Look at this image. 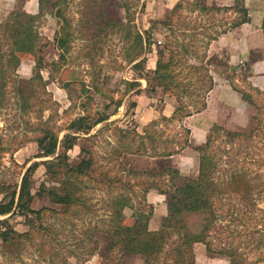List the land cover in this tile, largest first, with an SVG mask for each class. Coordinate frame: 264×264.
I'll return each instance as SVG.
<instances>
[{"label":"trees","instance_id":"16d2710c","mask_svg":"<svg viewBox=\"0 0 264 264\" xmlns=\"http://www.w3.org/2000/svg\"><path fill=\"white\" fill-rule=\"evenodd\" d=\"M65 1L38 0L37 19L55 13L64 20L66 28L70 24L69 19L61 7L57 6ZM186 1L178 0L168 18L160 22L170 34L178 30L174 20L179 17ZM195 4L201 11L208 12L214 9H209L202 0H193L188 7H193ZM225 9L233 10L238 14L230 26L239 27L250 21L244 0H237L234 5ZM185 31H189V28H185ZM262 31L264 36V18ZM149 32L147 30V35L144 36L138 31L131 38L132 46L150 49L154 42ZM220 32H216L210 38L215 39ZM70 33L63 28V32L57 34L56 42L61 49V60L66 59V54L70 51ZM43 39L39 27L32 31H21L0 22V105H4L8 85L13 80L16 103L23 111L30 107L35 85L44 84L41 71L46 68L47 62L42 55ZM163 44L157 43L159 58L155 68L140 74L138 79L126 80L124 94L130 92L140 94L144 90L155 92L157 88H162L164 93L176 97L178 106L173 114L170 117L161 115L151 120L142 131L138 126L134 128L118 126L116 121H107L118 112L123 98H115L104 91L103 87L93 85L95 92L100 93L104 98L102 109L86 110L84 115L78 116L58 129L51 126L44 127L42 135L36 139L38 153L35 157L45 159L28 166L21 183L14 188L11 189L9 184H1V192L5 193L0 199L1 255L7 258L20 257L28 246H39L37 247L39 256L44 260L64 258V252L58 245L59 226L65 221L73 224L74 227V221L88 220V215L92 213V204L89 202L92 191L103 189L100 187L102 184L111 191L114 185L121 183L122 190L112 196L109 202L111 210L109 209L108 217L99 223H89L78 244L79 247L86 248L88 254H94L97 249H102L101 254L105 258V264H110L112 261L114 263L116 259L117 264H124V258L130 254L140 256L144 264H202L198 262L195 253V245L198 243H203L209 253L226 257L229 264H264V207H258V203L264 201V172H262L264 157L260 160L252 159L258 161L257 168H252L241 158H233L230 152L227 158H224L223 154L215 151V134L221 131L226 138L236 139L242 136V133L218 124L212 126L204 145L195 146L192 143L191 130L184 124V119L205 109L207 102L203 99L187 104L183 99L185 96L194 95L195 91L207 92V89L212 88L213 78L208 76L209 85L206 88L191 86L190 82H184L176 71L175 48L168 39ZM185 49L189 51L191 48ZM166 52L169 54V59L164 61ZM132 53H135L134 49L131 55ZM22 54H30L35 60V75L30 87L19 84L17 86V79L14 76ZM140 56L130 57V64L135 70H142L143 64L147 61L146 56L142 58ZM59 64L60 62H57L55 66L61 67ZM245 66L247 68L248 63ZM49 75L52 77V70H49ZM248 77L249 75L245 76ZM140 79L146 80V88H142ZM249 85L250 90H241L235 85L232 87L240 93L245 102L257 105L253 92L262 95V90L251 83ZM84 91L90 92V89ZM88 99L94 103L93 95L88 94ZM113 105L114 109L109 110ZM133 105L136 106V102ZM175 121L178 127L183 129L182 138L176 135L170 136L164 130L160 132L156 130L161 124L168 126ZM102 123H105V128L115 124L114 130L118 135L119 143L113 148L112 155H109L111 161L119 162L122 156L141 154L161 161L162 168L135 171L125 167L122 173L112 174L110 168L99 165L94 145H87L83 141L92 140L101 134L102 128L95 133L92 131ZM45 124L48 122L45 121ZM63 131L66 132L60 139V133ZM80 140H83L82 143L79 142ZM2 143L0 133V152L7 149ZM77 145L80 146L78 159L71 160L70 151ZM187 147L199 152V166L195 176L183 175L172 162V156ZM120 163L118 165L122 166V162ZM39 165L45 167L51 184L48 186L43 182L33 193L31 173ZM142 175L147 176V179L134 180V176ZM151 177L158 178L150 180ZM127 178L129 180H126ZM138 187H142L143 191L139 202L135 200ZM152 189L166 197L168 206V213L161 218L159 228L156 230H152L149 226L154 216V205L148 202L146 194ZM36 196L40 198L48 196L55 206L35 208L33 203ZM231 197H236L245 204L246 208H256L260 212L243 214L232 210H220V202ZM127 208L132 210L133 219L130 222L125 213ZM197 212L204 215V223L199 231H194L189 226L187 218L190 213ZM225 212L227 213L224 214ZM16 217L23 218V224L27 226L26 230L19 231L16 228L12 222ZM235 217L241 224L229 231L226 230L228 232L225 233L226 235L222 234L226 226L225 221ZM225 236L230 240H226ZM84 240L88 242L85 243ZM102 243L104 246L101 245ZM250 254H254L252 258ZM71 255H75V252ZM52 263L58 262L53 260Z\"/></svg>","mask_w":264,"mask_h":264},{"label":"rangeland","instance_id":"374dc122","mask_svg":"<svg viewBox=\"0 0 264 264\" xmlns=\"http://www.w3.org/2000/svg\"><path fill=\"white\" fill-rule=\"evenodd\" d=\"M37 1L0 0V22L7 23L8 27L21 31H32L39 27L44 38L42 55L47 62L45 63L46 68L41 71L44 84L43 86L41 84L35 85L34 96L26 111L20 109L16 103L13 80L8 85L4 105H0L2 146L7 148L0 152V199L5 194L1 192V184H9L11 189L14 188L21 183L22 176L28 166L45 159L35 157L38 153L36 139L42 135L44 127L51 126L58 129L78 116L84 115L86 110L102 109L104 98L100 93L95 92L93 85L103 87L104 91L115 98H123L118 112L107 121H116L118 126L132 128L138 126V129L142 131L145 125L139 123L141 120L139 114H142L143 120L146 121L153 114L156 116L163 115V108L167 102L174 103L176 108L178 106L176 97L173 94L164 93L162 88H157L155 92L144 90L140 94L133 92L124 94L126 80L138 79L140 74L155 68L159 58L157 43L164 45L163 43L168 39L175 48L176 71L184 82H190L191 86L206 88L209 85L208 76L213 78L212 88L207 89V92L195 91L194 95L185 96L183 100L187 104L203 99L207 102L209 93L214 88L215 80L219 82L221 79L227 78L232 85L239 89L250 90L249 83L251 80L249 77L245 78L249 75L247 68L233 71L228 63L229 57L226 47L222 49L220 45L221 51L216 53L215 48L218 43L216 42L211 46L213 41L236 29V27L230 26V23L238 14L225 8L234 5L237 0H202L209 9L214 8L208 12L201 11L196 4L193 7H188V4L192 3L193 0H187L179 17L174 20L178 28L174 34H170L169 30L160 22L168 18L178 0H66L57 5L61 7L69 19L70 24L66 28L64 20L55 13L37 19ZM55 1L52 0V2ZM63 28L66 32H71V47L66 54L67 58L61 60V49L56 38L59 32H63ZM185 28H189V31H185ZM147 30L150 31L151 40L154 42L151 48L145 50L139 46L133 47L131 38L138 31L146 36ZM219 31L221 32L215 39L210 38ZM186 47L191 49L188 51L185 49ZM132 49L135 53L131 55ZM130 55H141L140 58L147 57L142 70L133 69L129 61ZM21 58L14 75L17 79V86L19 84L30 87L35 75V60L30 54H22ZM168 59L169 54L166 52L163 60L167 61ZM57 62H60L61 67L55 66ZM49 70H52V77L49 75ZM140 81L142 88H146V80L140 79ZM88 88L90 92H85L84 89ZM253 93L258 102L257 105L245 102V109L242 107L236 113L229 110L228 116L226 115L220 123H215L232 131H240L242 136L230 139L219 131L215 134L216 141L214 144L215 151L223 154L224 158H227V154L230 152L233 158H241L252 168H257L258 161H252V159L260 160L261 157H264V90H262V95ZM88 94L94 96V103L89 99L87 100ZM135 102L136 106L133 105ZM192 108L190 109L192 110ZM112 109H114V105L109 110ZM45 121L48 124H45ZM100 128L103 129L102 133L94 139L80 140L79 142L82 143L83 141L87 145L93 144L99 165L110 168L112 174L122 173V169L125 167L135 171L160 170L162 168L163 163L161 161L141 154L122 156L119 162L111 161L109 155H112L113 148L119 143L118 135L114 130L115 124L108 125L106 128L105 123L99 124L92 133ZM156 130L158 132L164 130L166 134L176 135L178 138H182L184 133L183 129L178 127L177 121L168 126L161 124ZM65 132L60 133V139L63 138ZM79 151V145L70 151L71 160L78 159ZM191 152H195L197 158L190 163L183 162L184 164H180L182 162L181 151L174 155L173 164L179 167L183 175L195 176L197 174L199 152L195 149ZM120 162H122V166L118 165ZM262 172H264V168H262ZM95 176L97 175L95 174ZM98 178L101 179V177ZM134 178L136 181H142L147 179V176H134ZM156 178L151 177L150 180ZM31 179L33 181V193L39 189L41 183L45 182L48 186L51 184L50 177L46 174L43 165H39L35 171H32ZM100 187L103 189L92 191L91 199H89L92 204V213L88 215V220H76L73 222L74 227L73 224L64 221L59 226L60 228L58 227V245L64 252V258H54L53 260H57V264H105V258L101 254L102 249H97L94 254H88L86 248L78 246L88 224L99 223L106 219L111 208L109 206L111 197L122 190L121 183L114 185L111 191L107 189L105 184L100 185ZM137 189L138 193L135 200L139 202L143 191L141 190L142 187ZM146 195L148 202L154 205V209L159 208L163 202L167 204L166 197L159 194L155 189ZM33 206L35 208L54 207L55 204L48 196L42 198L36 196ZM258 207L263 208L264 201H260ZM220 210H232L243 214L260 212L256 208H246L245 204L238 201L236 197L222 200ZM125 213L128 221H132V210L127 208ZM160 214V211L157 210L156 217L154 216L153 219L152 216L149 225L152 230L159 228L163 217ZM187 221L192 230L199 231L204 223V215L199 212L190 213ZM12 222L19 231L27 229V226L23 224L22 217H16L12 219ZM225 222L226 226L222 234H227L226 230L229 231V229L241 224L236 217ZM224 238L230 240L226 236ZM84 242L88 241L84 240ZM101 245L104 246V243ZM37 247L39 246H28V249L20 257L7 258L0 254V264H53V260H44L39 256ZM72 252H75V255H71ZM195 253L198 262L202 264H229L226 257L209 253L203 243L195 245ZM253 255L250 254V257L252 258ZM110 264H117V259ZM124 264H144V262L140 256L130 254L124 258Z\"/></svg>","mask_w":264,"mask_h":264},{"label":"crops","instance_id":"0c3cea01","mask_svg":"<svg viewBox=\"0 0 264 264\" xmlns=\"http://www.w3.org/2000/svg\"><path fill=\"white\" fill-rule=\"evenodd\" d=\"M244 2L249 11L250 21L236 27L234 31L222 35L213 41L211 46L216 42L218 43L215 48L216 53L221 51V47L222 49L226 47L229 57L228 63L233 71L243 70L246 67L245 64L248 63L247 70L251 83L264 90V36L262 31L264 0H244ZM38 5L37 1V9ZM220 45L221 47H219ZM242 107L245 109V101L241 98L240 93L233 89L229 80L227 78L221 79L219 82L215 80L214 88L210 91L207 99L206 108L184 119V124L191 130L192 143L194 145L205 143L215 123H220L229 113V110L236 113ZM163 110V115L170 117L175 110L174 103L167 102ZM139 115V119H141L139 123L142 125H146L159 117L153 114L151 118L144 121L142 114ZM192 150V148L187 147L181 151L182 162L180 164L190 163L197 158L195 152H191ZM173 158L174 156H172V162ZM157 210L160 211V216H164L168 212V206L163 202L159 208H155V217Z\"/></svg>","mask_w":264,"mask_h":264}]
</instances>
